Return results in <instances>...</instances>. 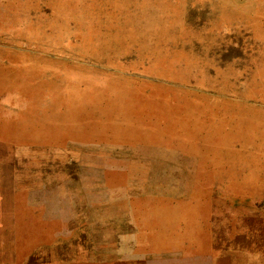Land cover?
Here are the masks:
<instances>
[{
    "label": "rangeland",
    "instance_id": "rangeland-1",
    "mask_svg": "<svg viewBox=\"0 0 264 264\" xmlns=\"http://www.w3.org/2000/svg\"><path fill=\"white\" fill-rule=\"evenodd\" d=\"M0 264H264V0H0Z\"/></svg>",
    "mask_w": 264,
    "mask_h": 264
}]
</instances>
